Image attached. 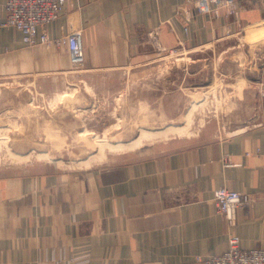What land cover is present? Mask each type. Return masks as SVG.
<instances>
[{
  "label": "crops",
  "instance_id": "1",
  "mask_svg": "<svg viewBox=\"0 0 264 264\" xmlns=\"http://www.w3.org/2000/svg\"><path fill=\"white\" fill-rule=\"evenodd\" d=\"M183 1L71 0L49 35L59 37L70 21L83 29L87 71L132 72L154 65L158 49L218 40L226 20L208 22L195 14L185 33L178 18ZM5 2L0 0L1 68L22 75L70 71L66 50L28 47L15 29L2 27ZM157 28L160 47L150 37ZM145 133L135 144L159 140ZM224 187L256 199L238 212L235 227L214 203ZM231 231L243 249H264L262 127L233 134L206 127L196 138L86 170L44 164L0 173V264H200L198 257L228 250Z\"/></svg>",
  "mask_w": 264,
  "mask_h": 264
},
{
  "label": "rangeland",
  "instance_id": "2",
  "mask_svg": "<svg viewBox=\"0 0 264 264\" xmlns=\"http://www.w3.org/2000/svg\"><path fill=\"white\" fill-rule=\"evenodd\" d=\"M238 10L210 45L158 49L154 65L132 72H89L84 63L22 75L0 66V173L44 164L86 170L196 138L206 127L224 134L264 128V0H241ZM70 24L50 38L68 34ZM40 46L69 56L64 46ZM163 130L166 138L158 135ZM180 131L184 137L171 136ZM144 132L159 140L135 144ZM117 144L126 146L110 147ZM101 153L97 164L87 162Z\"/></svg>",
  "mask_w": 264,
  "mask_h": 264
},
{
  "label": "built area",
  "instance_id": "3",
  "mask_svg": "<svg viewBox=\"0 0 264 264\" xmlns=\"http://www.w3.org/2000/svg\"><path fill=\"white\" fill-rule=\"evenodd\" d=\"M241 0H184L178 18L187 34L195 14L207 19L228 20L239 18L238 5ZM71 0H6L4 4V28L15 29L22 41L29 47L40 45L64 46L69 53L73 66L79 68L85 63L82 43V30L70 24L68 34L58 40L50 38L48 28L57 21ZM160 28L153 30L150 37L160 47ZM256 199L247 193L220 188L215 192L214 203L218 213L228 221L231 227L237 224L238 212L252 206ZM200 264H264V249H243L240 238L231 231L229 248L221 255L208 259L197 258Z\"/></svg>",
  "mask_w": 264,
  "mask_h": 264
},
{
  "label": "bare ground",
  "instance_id": "4",
  "mask_svg": "<svg viewBox=\"0 0 264 264\" xmlns=\"http://www.w3.org/2000/svg\"><path fill=\"white\" fill-rule=\"evenodd\" d=\"M84 48V47H83ZM84 56H85V50H84ZM70 62H71V59H70ZM71 65H72V63H71ZM197 106V105H196ZM196 106H194V107H196ZM45 156V155H44ZM22 159H20V160H24V159H29L30 157H21Z\"/></svg>",
  "mask_w": 264,
  "mask_h": 264
}]
</instances>
